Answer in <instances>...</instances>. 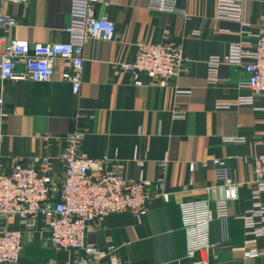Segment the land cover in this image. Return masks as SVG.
<instances>
[{"label": "crops", "instance_id": "1", "mask_svg": "<svg viewBox=\"0 0 264 264\" xmlns=\"http://www.w3.org/2000/svg\"><path fill=\"white\" fill-rule=\"evenodd\" d=\"M148 2L98 1L96 16L112 20L116 34L112 40L87 41L78 95L61 79V65L51 82L0 80V168L48 155L54 178L60 181L64 137L82 132L83 154L107 156L110 166L126 178L145 176L151 190L163 176L170 194L168 200L150 199L147 212L140 216L113 212L88 234V241L105 250L103 264L114 260L118 264H192L186 258L180 202L225 195L223 184L215 178L213 158H220L237 185V197L230 201L229 216L211 225L214 246L208 251L209 261L264 264V254L246 257L237 249L247 240L242 215L253 205L254 158L264 151V95L255 96L252 104L237 102L252 95L247 70L221 63L220 79L214 82L209 79L208 62L212 55L226 54L235 42L256 43L255 34L264 24V0L247 1L245 25L219 18L217 0H179L178 11L151 10ZM71 5L72 0H0V13L16 20L8 29L0 26V36L6 41H66L67 27L80 20ZM140 40L181 44L191 58L187 70L168 85L144 74L137 84L123 65L134 62ZM4 225L23 231L24 249L17 264H69L84 256L82 250L44 243L41 218L35 228L27 229L19 217L0 215V227ZM256 246L264 250V236Z\"/></svg>", "mask_w": 264, "mask_h": 264}, {"label": "built area", "instance_id": "2", "mask_svg": "<svg viewBox=\"0 0 264 264\" xmlns=\"http://www.w3.org/2000/svg\"><path fill=\"white\" fill-rule=\"evenodd\" d=\"M14 3L28 0H2ZM99 0H72L71 12L80 20H73L67 27L68 39L58 42H30L28 39L12 38L6 41L0 36V80L21 78L34 82H51L62 66L60 77L69 82L74 94L83 86L82 69L84 50L91 38L112 40L116 27L107 16H96ZM179 0H149L148 6L156 11H178ZM248 0H217V16L245 25L244 10ZM16 25L15 18L0 13V26ZM256 35V43L235 42L223 56L212 55L209 62V79L218 81L221 63L243 66L249 73L248 86L252 95L242 96L237 102H254V97L264 95V24ZM191 58L177 42L153 43L140 40L132 64L123 67L132 72L137 84L141 75L157 80L161 85L187 70ZM18 66L22 69L18 70ZM221 104L220 107H227ZM83 133L74 131L65 135V145L60 153L64 170L60 181L52 173V158L48 155L34 156L29 164L17 161L10 169L0 168V215L5 218L19 217L25 228L32 229L42 219V239L58 249H77L84 256L77 263L103 264L105 250L87 240L105 218L119 211H131L143 215L150 199H169L164 177L159 176L154 189L141 175L126 178L111 160L104 156L95 158L81 152ZM238 139V138H232ZM164 164L166 161L163 162ZM215 178L224 186L223 197L187 199L180 202L181 220L186 235V258L192 264H211L208 251L214 246L211 225L215 219L229 216V204L237 197V185L232 180L229 167L220 158H213ZM194 167V165H193ZM253 205L243 215L244 246L237 248L246 257H257L264 250L256 246L264 236V151L253 162ZM213 203V206H212ZM24 234L7 226L0 227V263L17 264L24 249ZM114 260L112 264H118Z\"/></svg>", "mask_w": 264, "mask_h": 264}]
</instances>
